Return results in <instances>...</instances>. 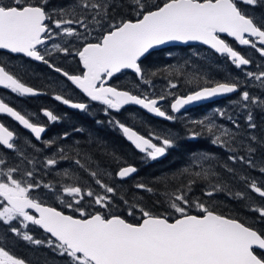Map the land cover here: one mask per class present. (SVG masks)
<instances>
[{
    "label": "snow or ice",
    "instance_id": "1",
    "mask_svg": "<svg viewBox=\"0 0 264 264\" xmlns=\"http://www.w3.org/2000/svg\"><path fill=\"white\" fill-rule=\"evenodd\" d=\"M48 4L49 0H0V50L23 54L47 65L86 97L85 102H76L65 94H55V101L83 113H89L91 102H98L104 106L103 114L109 116L107 123L118 128L148 161L164 157L176 146L179 137L170 132L150 131L142 135L110 113L134 105L173 123L181 118L178 114H182L187 121V139H209L214 147L228 153L227 160L232 164L241 163L264 174V161L255 159V145L264 146V138L253 134L257 128L254 113L264 111V64L257 63L255 70L249 69L246 66L254 61L223 38H232L236 44L247 46L264 59V15L257 16L245 7H264V0H125L124 3L72 0L52 9ZM119 8H126L127 14L117 13ZM190 42H199L225 57L241 71L243 79L230 73L222 80L202 73L194 76L185 72L192 66L190 60L154 70L142 66V60L153 50ZM56 53L78 58L81 72L70 74L52 63L48 57ZM167 55L171 58L173 54L168 52ZM125 70H131L136 78L131 91L108 83ZM156 77L166 81L160 91L153 82ZM181 78L185 85H195L183 95L174 91L181 86ZM0 88L19 97L47 94L24 83L2 62ZM250 88L259 94H253ZM233 93L239 94L238 99L230 103L238 111L214 109L211 116L187 118L189 106ZM164 101H170V112L162 108ZM182 110L185 111L182 113ZM41 113L49 123L63 119L49 109H42ZM0 114H6L28 130L43 149H54L42 160L37 155H29L17 144L21 139L19 135L0 123V148L10 150L16 158L10 162L7 155L0 154V224L7 226V232L15 237L48 248L64 258L65 264H264V228L219 214L208 201L189 195L197 182H203L202 194L207 198L224 192L230 198L246 199L245 193L226 191L227 185L218 171L223 169L264 198V184L238 176L234 168L218 160L214 153H192L188 164L171 177L162 178L165 188L169 179L181 182L173 191L161 193L167 207L159 214L120 196L127 215L136 221L129 222L114 212L117 190L90 167L92 157L80 147V141H74L71 149L58 143L68 140L71 133L44 139L48 128L35 122L37 114H22L2 97ZM241 114L249 130L247 133L241 132L238 118ZM222 120H227L231 127L220 123ZM73 131L83 133L84 129ZM25 143L33 153L43 151L32 140ZM70 150L73 155L69 154ZM241 151L245 154L241 155ZM64 161H71L91 176L100 191L66 182L75 177L67 168L56 169ZM52 169H56V181L45 182L38 178L41 170L47 175ZM135 172L136 167L126 165L119 167L115 175L123 180ZM183 177L188 178L186 182ZM135 187L148 193L156 192L145 183H137ZM41 188L77 215L66 214L33 195ZM246 206L258 214V223L264 224V204ZM30 225L38 226L47 237L35 238L28 230ZM0 264H26L23 258L7 250L3 234H0Z\"/></svg>",
    "mask_w": 264,
    "mask_h": 264
},
{
    "label": "trees",
    "instance_id": "2",
    "mask_svg": "<svg viewBox=\"0 0 264 264\" xmlns=\"http://www.w3.org/2000/svg\"><path fill=\"white\" fill-rule=\"evenodd\" d=\"M71 2L72 0H49L48 8H60ZM120 2L124 3L125 0H120ZM253 10H256L260 14L264 12V7H257ZM116 11L117 13L123 12L124 14H127L126 8H119L116 9ZM117 18H119V16H117ZM168 52H172L173 55L171 58L167 55ZM217 58L219 57L211 55L206 48L202 46L172 47L152 52L151 55L142 60V66L146 69L154 70L169 64H177L184 60H190L192 66L186 68L185 72H190L194 76L202 73L204 76L211 77L212 79L222 80L228 73L234 77L239 75L240 71L232 66L230 62L226 59L219 60ZM250 69L252 70V67H250ZM22 77V81L27 85L34 87L36 84L35 88L37 86V89L49 93V90L44 89V87H46L45 78L36 80V83L32 85L28 82L31 81L30 75ZM116 78L117 82L114 83H119V85L115 84L119 86V88L130 91L135 88L136 78L133 73L123 72ZM153 82L156 85L157 91H160V89L166 84V81L162 77L153 78ZM200 82L203 83L202 80ZM180 84L181 86L174 91L181 95L195 87V85H185L183 83V78L180 79ZM249 91L253 94H259L254 88H250ZM238 95L239 94H235L232 98L220 102L218 105L219 109H227L228 112L238 111V109H235L230 103L231 101L238 99ZM0 97H2L10 106L21 111L22 114L27 113L30 116L31 107L29 101L21 102L22 100H15V96L6 90L1 89ZM168 106L169 101H165L162 108L169 111ZM103 107L104 106L99 104H91L89 113H79L76 111L70 112L62 109L59 111V116L63 117V119L59 123L53 125L49 131V135L47 133L43 137L44 139H50L59 136L61 133L69 132L71 135L68 140H60L58 143L69 146L70 149L74 146V141H80V147L87 151L92 157L90 167L98 172L99 178L117 190V196L114 198L117 207L114 208V212L123 216L129 222L136 221L133 217L127 215L126 206L120 200V196H123L131 203H139L140 206L152 210L157 214L163 212L167 205L163 203L164 196L161 195V193L165 191H173L181 181H173L169 179L167 181V188H165V182L162 178L165 176L171 177L172 174L182 169L189 163V158L192 153H214L218 160L228 163L230 167L234 168L238 176H247L250 179L256 180L258 184H264V174L241 163L232 164L227 160L228 153L221 148L214 147L209 139H187L185 137V124L187 122L185 118H180L175 123L167 120H158L146 115L144 112L134 107H125L120 112H111V117H114L128 126H133L135 130L142 135H147L150 131L159 134L170 132L173 136L179 137L176 146L169 149L164 157H161L156 161H148L144 158V154L138 153L132 145L127 142L118 128H113L107 123L109 116L103 114ZM203 114H205L204 111H202L200 115L196 114L195 118L199 119L204 116ZM238 118L241 124V132L247 133L249 130L244 122L243 114ZM97 120L103 121V123L97 124ZM254 121L257 128L254 130L253 134L257 137L264 138V111L256 110L254 113ZM0 123H4L10 130H13L19 135L21 139L17 140V144L29 155H37L42 160L44 156L50 154L54 150L43 149L42 144L33 141L27 132L23 131L3 116H0ZM220 123L227 124L231 127L227 120H222ZM75 128H83L84 132H74L73 129ZM89 138H91V143H89ZM26 140H32V143L37 144V146L42 148L43 151L38 154L33 153L32 149L27 147L25 143ZM255 147L257 148L255 159L258 162L264 161V146L255 145ZM0 154L7 155L10 162H14L16 159L15 155L10 150L0 148ZM69 154L73 155L74 153L70 150ZM240 154L243 155L245 153L241 151ZM126 165L136 167L137 172H135L134 175L121 180L115 175V173L118 171L119 167ZM66 168L69 169L70 173L75 177L66 182L79 183L81 186H91L94 190L100 191L99 186L95 185L92 177L83 170L78 169L71 163V161H64L56 166V169L62 170ZM56 169L49 170L47 175L41 170L38 173V178L45 182H54L58 179L55 174ZM218 171L221 173L223 181L227 185L226 191L230 190L232 193H245L246 199L230 198V196L224 192L214 195L212 198H207L202 194L205 187L203 182H197L193 186V190L189 194L190 197H200L202 200L208 201L213 210L219 214L232 216L247 224H252L258 228H264V224L258 223V214L250 211L249 207L246 206L264 204V198H260L258 194L251 192V190L245 186L243 181L238 178L233 179L232 175L223 169H218ZM107 173H111L112 175L109 176ZM187 179V177L182 178L184 182H186ZM137 183H145L156 189V192L148 193L146 191L138 190L135 187ZM33 195L41 197L48 205L56 207L58 210H62L67 214L77 215L61 205L53 195H50L48 191L43 188L34 192ZM158 200L161 201V203H157ZM28 230L37 239H45L47 237V235L42 233L35 226L30 225ZM0 234L6 235L7 250L16 257L23 258L26 261V264H65L64 258L54 254L48 248L31 245L28 242L15 237L11 233H8L7 226L5 225L0 224Z\"/></svg>",
    "mask_w": 264,
    "mask_h": 264
},
{
    "label": "flooded vegetation",
    "instance_id": "3",
    "mask_svg": "<svg viewBox=\"0 0 264 264\" xmlns=\"http://www.w3.org/2000/svg\"><path fill=\"white\" fill-rule=\"evenodd\" d=\"M223 38L227 39L238 51H240L246 57L251 58L254 61V63L252 65L246 66L249 69H250V67H252V70H255V65L257 63L264 64V59L259 57V54L256 53L254 50L248 48L247 46H240V45L236 44L231 38H228L226 36ZM65 39H67V38H65ZM56 42H59V40H57ZM51 43H52V41H49V44H51ZM206 50L211 55H213V56L216 55L217 57H219V58H217L219 60L226 59L225 57H221L220 55L213 53L211 50H209L207 48H206ZM48 58L50 59V61L52 63L61 67L65 71H68L70 74H79L81 72V67H80V65L78 63V59L76 57H72V56L66 57L62 53H56V54H54ZM0 62L6 64L9 68V70L13 71L20 78L22 76L25 77V76H29V75H30V80H33V81H36V80L41 79V78H45L46 87H44V89L49 90V93H47L45 95H38V96H33V97H19L17 94L11 93L10 90H6L7 92L12 94L13 96L20 98L22 100L21 102H25V101L30 102V107H31L30 116L32 113H36L37 117L34 118L35 122L47 125L48 130L44 133V135H46L47 133L49 135V131L51 130V128L53 127V125L55 123H49L47 121V119L45 117H43V115L41 113L42 109L52 110L54 112V114H56L58 116H59V111L62 109L70 111V112L76 111V112L80 113V111H78V110H69L68 108H65L63 106V104H61L60 102H57L53 99V96L55 94H65L67 97H70L73 101H76V102H85L86 101V97H84L73 86H71L62 77L61 74L56 73L55 71L50 69L47 65H45L41 62H38V61L31 60L30 58L24 57L22 54H11V53H8V52L2 51V50H0ZM237 70H239V69H237ZM238 76H240L243 79L241 71H240ZM116 77H114L108 83L110 85H113V86L119 85V83H114V82H117ZM31 84L34 85L35 83H31ZM115 84H117V85H115ZM35 85H34V88H35ZM117 87L119 88V86H117ZM36 89H37V86H36ZM120 89H122V88H120ZM1 90H4V89H1ZM42 92L46 93L45 91H42ZM235 94L237 95L238 93H234L231 96H228L226 98H223V99H220V100H217L214 102L201 104L199 106L191 108L190 110L186 111V113L190 114L191 117L195 118L196 114L200 115V113L202 111H204V113H206V111H208V112L211 111L212 108L218 107L220 102H222L223 100H227L228 98H232ZM91 104L94 105V104H99V103L98 102H91ZM203 115H205V114H203ZM5 118H7V117H5ZM7 119H9V118H7ZM11 122L14 123L13 121H11ZM15 125H17V124H15ZM17 127H18V125H17ZM31 139H32V137H31Z\"/></svg>",
    "mask_w": 264,
    "mask_h": 264
},
{
    "label": "water",
    "instance_id": "4",
    "mask_svg": "<svg viewBox=\"0 0 264 264\" xmlns=\"http://www.w3.org/2000/svg\"><path fill=\"white\" fill-rule=\"evenodd\" d=\"M232 39V38H231ZM195 45H201V46H203V47H205V48H207V49H209V50H211L210 48H208V46H206V45H202V44H200L199 42H190L189 44H182V43H174V44H170V45H166V46H161L160 48H158V49H155V50H153V52L154 51H158V50H162V49H167V48H171V47H187V46H195ZM2 51H5V52H7V50H2ZM213 53H215L214 52V50H211ZM216 54V53H215ZM23 55V54H22ZM219 55V54H218ZM78 59V58H77ZM80 65V64H79ZM80 67H81V65H80ZM125 71H129V72H131V70H125ZM63 77V76H62ZM65 80H66V78L65 77H63ZM67 81V80H66ZM68 82V81H67ZM70 85H71V83L70 82H68ZM72 86V85H71ZM74 87V86H73ZM75 88V87H74ZM0 89H2V88H0ZM78 92H79V90L78 89H76ZM234 94V93H233ZM232 94H230V95H225V96H220V97H216V98H213V99H210V100H208V101H203V102H199V103H197V104H195V105H192V106H189L187 109H186V111H188V110H190L191 108H194V107H196V106H199V105H201V104H206V103H210V102H214V101H217V100H220V99H223V98H226V97H228V96H231ZM29 97H33V96H29ZM163 104V103H162ZM65 108H68L69 110H75V109H71V108H69V107H67V106H65V105H63ZM126 107H134V108H137V109H139L140 111H142V112H144L146 115H148V116H150V117H153V118H155V119H159V120H165V119H163V118H160V117H157V116H155V115H153V114H149V113H147L146 112V110H144V109H142V108H140V107H138V106H134V105H130V106H126ZM185 110H182V112H184ZM1 116H4V117H7V118H9L11 121H13L15 124H17L18 125V127L20 128V129H22V130H24L25 132H27L30 136H31V133L28 131V130H25V129H23V127L22 126H20L19 125V123L18 122H16L15 120H13L12 118H10V117H8L6 114H0ZM43 136H44V134H43ZM32 137V136H31ZM33 139V138H32ZM126 139V138H125ZM34 140V139H33ZM35 141V140H34ZM128 142V141H127ZM129 144H131L130 142H128ZM132 147L134 148V146L132 145ZM135 149V148H134ZM6 150V149H5ZM136 150V149H135ZM138 153H140L138 150H136ZM142 154V153H141ZM132 175H134V173L133 174H131L130 176H132ZM129 176V177H130ZM128 178V177H127ZM126 179V178H125ZM36 228H38V226H35ZM39 229V228H38ZM42 233H44L43 232V230L42 229H39ZM45 235H48V234H46V233H44Z\"/></svg>",
    "mask_w": 264,
    "mask_h": 264
},
{
    "label": "rangeland",
    "instance_id": "5",
    "mask_svg": "<svg viewBox=\"0 0 264 264\" xmlns=\"http://www.w3.org/2000/svg\"><path fill=\"white\" fill-rule=\"evenodd\" d=\"M245 7H247V9H248V11H249L250 13H254V14L257 15V16H262V15H260V14H263V15H264V12H262V13L259 14L256 10H253L251 6H245ZM28 82L36 83V81H33V80L28 81ZM15 100H21V99L16 97ZM169 103H170V101H169ZM214 109H219V107H214V108H212V110L209 111V112L206 111V113H205L204 116H206V115L211 116V114L213 113V110H214ZM179 115L181 116V118H184V116H183L182 114H179ZM204 116H202L201 118H203ZM187 118H190V119H197V118H193V117H191L190 114H187ZM201 118H199V119H201Z\"/></svg>",
    "mask_w": 264,
    "mask_h": 264
}]
</instances>
